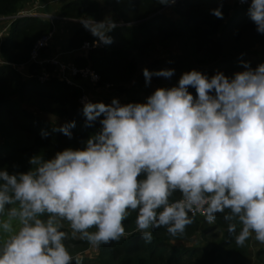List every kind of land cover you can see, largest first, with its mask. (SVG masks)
Instances as JSON below:
<instances>
[{
    "label": "clouds",
    "instance_id": "obj_1",
    "mask_svg": "<svg viewBox=\"0 0 264 264\" xmlns=\"http://www.w3.org/2000/svg\"><path fill=\"white\" fill-rule=\"evenodd\" d=\"M212 13L223 16L219 8ZM249 16L264 34V0H251ZM83 23L110 42L99 30L104 23ZM242 66L231 79L185 72L178 86L158 87L146 103H85L88 126L103 117L85 148L33 156L24 173L0 170V264H80L63 243L61 221L98 245L124 235L130 212L146 242L149 229L176 236L193 223L189 213L213 224L227 209L228 231L236 232L237 219L242 225L238 245L253 233L264 244V63ZM174 71L145 68L143 75L150 83ZM73 126L60 130L70 136ZM177 192L181 198L170 201Z\"/></svg>",
    "mask_w": 264,
    "mask_h": 264
},
{
    "label": "trees",
    "instance_id": "obj_2",
    "mask_svg": "<svg viewBox=\"0 0 264 264\" xmlns=\"http://www.w3.org/2000/svg\"><path fill=\"white\" fill-rule=\"evenodd\" d=\"M34 1L0 0V17L15 15ZM54 6V11L63 17L100 18L117 23L107 29L110 42L103 49L90 50L87 56L73 58V62L94 69L100 76L98 86L111 84L112 96L119 98L123 94L125 104L140 103L145 68L152 72L174 69V75L168 79L173 86H178L182 74L192 70L209 78L223 72L231 79L236 72L244 70L242 62H248L253 69L264 63V34L257 31L249 16L250 5L239 6L234 0H169L166 3L161 0H62ZM168 8L170 14L166 13ZM216 8L221 10L222 18L212 13ZM53 30L48 19L20 16L12 20L6 34L0 35V170L10 174L29 171L33 156L48 160L65 149L85 148L89 137L102 127V116L91 126L86 124L84 106L79 104L82 94L79 87L57 75L44 82L25 76L42 70L54 71L50 64L40 66L29 62L35 42ZM93 37L84 27L76 26L68 39V47L77 48ZM172 45L176 51L170 49ZM50 50V47L41 49L40 56L48 57ZM22 65L27 68L26 73L20 69ZM140 65L142 73L137 77ZM145 91L147 101L154 91L148 88ZM188 91L196 96L195 88L189 87ZM72 122L70 136L60 130ZM180 198L177 192L170 201ZM228 212L226 209L225 213H218L213 224L189 213L193 223L183 234L172 236L163 227L149 229L150 242L142 238L137 228V212H130L123 222L124 235L118 240L95 244L98 250L95 258L77 255L90 244L86 239L70 237L63 243L73 257L81 258L80 264H250L253 241L258 264H264V244L253 233L242 246L238 245L235 236L242 225L237 219L234 221L236 232L230 233L223 219ZM214 229L222 235L208 241L206 234ZM197 235L203 240L200 244L185 245ZM204 243L209 246L205 247Z\"/></svg>",
    "mask_w": 264,
    "mask_h": 264
},
{
    "label": "built area",
    "instance_id": "obj_3",
    "mask_svg": "<svg viewBox=\"0 0 264 264\" xmlns=\"http://www.w3.org/2000/svg\"><path fill=\"white\" fill-rule=\"evenodd\" d=\"M62 0H49L48 2L41 4L39 6H34L32 10H20L15 15L0 17V20L5 19H15L20 16H32L38 17L41 19H48L52 24H54V20L60 19L66 21L68 23H73L78 27L85 26L83 21L88 20L90 24L92 23H104L106 30L105 36L107 34V29L112 27L113 25H117V23H112L111 21H107L105 19L100 18H67L63 17L57 13L47 12V6H54L58 3H61ZM237 5H250L251 0H246V2H242V0H234ZM52 33H49L46 36L39 38L30 52V61L35 62L40 66H45L46 64H50L53 66L54 71L42 70L39 74H25L28 78H36L40 82L46 81L50 76L57 75L61 80H65L66 82L79 87L82 91L81 96L79 97V104L84 106L85 103H97L98 99L96 98L95 89L100 88L98 83L100 81L99 74L92 69L90 66H77L73 59L70 62H65L59 58L58 55H50L46 58L40 56V50L46 47L51 46V36ZM106 42L102 40L99 36L94 35L92 39L85 40L82 44L77 48L68 49L66 53L73 56V58L77 56H87L88 52L93 49H103L105 47ZM111 84H105L103 88L111 89ZM192 214V213H191ZM193 215V214H192ZM195 216H200L205 218L200 212H196Z\"/></svg>",
    "mask_w": 264,
    "mask_h": 264
},
{
    "label": "rangeland",
    "instance_id": "obj_4",
    "mask_svg": "<svg viewBox=\"0 0 264 264\" xmlns=\"http://www.w3.org/2000/svg\"><path fill=\"white\" fill-rule=\"evenodd\" d=\"M48 1L49 0H36L34 2H29L23 7L22 10H29V9L32 10V8L34 6L35 7L39 6V5L44 4V3L48 2ZM169 9L170 8L167 9L166 13L170 14ZM46 10H47V12L57 13V12H55L56 11V6H49L48 5ZM12 20H14V19L0 20V35L1 36L6 34V32L10 29V24H11ZM105 20H107V19H105ZM58 22H60V23H58ZM112 23L115 24V22H112ZM65 25H68V27H66ZM53 26H54V30H56V33H55L54 37H53V35L51 36V42L52 43H51L50 49L52 48L53 41H55L59 37H61L62 34L67 36V38H66V40H67L69 35L74 31V29L76 27L74 24L68 23V22L60 20V19L54 20ZM83 27L87 30V32L93 34L91 29H90V27H85V26H83ZM99 30L101 32H103V31L106 30V27H105V29L104 28H100ZM170 49L172 51H176L177 48H176L175 45H172L170 47ZM142 67H143L142 65L139 66V69H138V72H137V75H136L137 77L139 76L138 74L142 73ZM131 85H132V83L128 84V86H131ZM173 85L174 84L172 82H170L168 78L166 79L164 77L153 76L150 83H146V80H145L144 84L142 85V89L140 91V97H141L140 103H146V95H147V92L145 91L146 88H148V90L155 91L158 87L171 88ZM99 89L100 90L103 89L106 92L109 91L110 92L109 94H111L113 92V90H111L109 88L108 89L107 88L104 89L103 87H100ZM100 90H99V92H100ZM121 96H123V94H121ZM121 96L119 98H115V99H117L119 101V103L121 105H123V104H125V102L121 98ZM96 97H98V96H96ZM97 99H100V98L98 97ZM112 101H113V99H106L105 98L104 100L99 101V102H103L106 105H110L112 103ZM58 123L59 124H64V121H59ZM61 224H62L61 230L66 232V234H67V238L64 240V242H68V238H70V237H72L74 239H78V240L82 239L80 233L74 232L72 230V228L70 226V223L68 221H66V220L61 221ZM14 227L18 228L19 227L18 223H14ZM221 235H222V232L220 230L214 229L213 231L207 233L206 237H207L208 241H211V240L220 238ZM4 239H6V235L0 233V243H2ZM202 241H203L202 238L199 235H197L196 237L192 238V240L186 242L185 245H190L191 243L200 244ZM204 245H205V247L209 246L208 243H204ZM261 245H263V244H261ZM256 250H257V247H256L255 251ZM255 251H254V253H255ZM97 252H98V250H96V245L93 244V243H90L85 250L77 252V255L78 256H85V257L88 256L90 258H95Z\"/></svg>",
    "mask_w": 264,
    "mask_h": 264
},
{
    "label": "crops",
    "instance_id": "obj_5",
    "mask_svg": "<svg viewBox=\"0 0 264 264\" xmlns=\"http://www.w3.org/2000/svg\"><path fill=\"white\" fill-rule=\"evenodd\" d=\"M65 26L68 27V25H65ZM55 33H56V30H53V33H52L53 37H54ZM71 34L69 35V37L71 36ZM69 37H68V39H69ZM66 38H67V36L62 34L61 37H59L57 40L53 41V44H52L53 49L51 48L50 55L51 56L52 55H58L59 58L62 59L63 61L70 62V61H72L73 56L66 53L69 49L68 39L66 40ZM20 69L22 70V72L26 73L25 69L27 70V68H25V65H22ZM99 90H100L99 88L95 89L96 96H98L101 99V100L98 99V102L104 100L105 98L106 99L118 98V97L111 96L112 94H109L110 93L109 91L106 92L105 90L101 89L99 92ZM98 97H96V98H98ZM251 243H252V245H251V248L249 250V252H250L249 253L250 254V264H258V261L255 257V253H254V251L256 249V245L253 244V241H251Z\"/></svg>",
    "mask_w": 264,
    "mask_h": 264
}]
</instances>
